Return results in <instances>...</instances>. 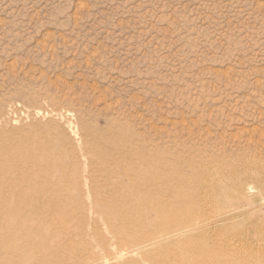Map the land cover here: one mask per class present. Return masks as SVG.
I'll list each match as a JSON object with an SVG mask.
<instances>
[{
	"label": "rangeland",
	"instance_id": "374dc122",
	"mask_svg": "<svg viewBox=\"0 0 264 264\" xmlns=\"http://www.w3.org/2000/svg\"><path fill=\"white\" fill-rule=\"evenodd\" d=\"M197 166L264 190V0H0V264H85L217 218L229 202L200 204ZM238 191L245 246L210 232L115 264L214 243L264 264V203Z\"/></svg>",
	"mask_w": 264,
	"mask_h": 264
},
{
	"label": "bare ground",
	"instance_id": "6f19581e",
	"mask_svg": "<svg viewBox=\"0 0 264 264\" xmlns=\"http://www.w3.org/2000/svg\"><path fill=\"white\" fill-rule=\"evenodd\" d=\"M193 170L198 175H201L202 177L205 178L202 183L196 184L194 182V184L192 185L194 188H197L203 194L202 197L199 199L200 204H203L202 200L204 201V203L207 204L208 199L210 200L209 194L211 192L220 193L223 197H225L227 199V201L229 202V207L231 209H227L229 207H225L222 209L220 206V203H218V204H214V203L207 204L208 207L210 206L212 208H214L216 206L215 209H217V213L219 214V215H216L217 218H213V219L210 218L209 220H207L208 215L212 214L211 212H209L211 214L207 215V213H206V215H205V216H207L205 219L206 221L203 222L202 221L203 219L201 220L200 218H197L194 216L192 217L191 213H188L184 216V219L187 220L184 222L181 221L180 223H176V224H168V223L165 224V222L162 221V229L163 230L165 229L164 232L162 231V232H157V233L153 232V234H145L146 235L145 239H142L140 236H137V235L134 236L133 238L131 237L132 238L131 241L133 242L134 245H132V247L130 249L120 251L119 253L117 252L118 254H116V255L108 254V252H106L107 247H106V245H105L106 243H105L103 246V249L102 250L99 249L100 251L98 250L102 254L101 258L87 262L85 264H108L109 261L111 263L115 264L116 262L121 261L122 260L121 256H124V255H126V256L129 255V257L132 259H134L137 256L140 257L143 255L145 257L149 258V257H152L151 255L154 251L159 253L163 249H165V245L168 246V242H171L172 245L173 244L181 245L183 242H184V244H187V241H190L193 238L207 237V236L211 237L212 233L210 234V232H213V236L219 235V237H220V235H221L223 237L224 235L227 236L229 230H232L230 233V236L233 237L234 240H237L239 245L242 244V246L243 245L245 246L246 243H245L244 238L249 233V230H250V228L248 226H249V222L251 221V217H250L251 213L246 211V209H245L246 207H244L242 209L239 208L238 203L240 201H244V200L248 201V200H247V197L241 198L240 196H238V193H239L238 190L250 189L251 191H253V192H251V194L253 195V198L257 201H260V203L261 202L264 203V190L261 191V190L255 189V187H253V184H254L253 179H258V178L251 176L249 174H248V177L244 178V175L246 174V172L245 171L242 172L241 170H238V169L234 168L233 166H232L231 170L229 168V172H227V176H225L224 172L221 170L212 171L209 168H206L205 166H200V167L197 166L196 168L194 167L192 169V171ZM240 176H243V177L240 178ZM260 181L264 182V176L260 177ZM225 184H231L232 189L231 190H229L230 188L226 189L224 187ZM248 199H250V198H248ZM242 204H243V202H242ZM237 211H239V212H237ZM207 212H208V210H207ZM189 218L190 219L194 218V219L192 221H188ZM40 221H41V219H40ZM240 221H241V224L239 225ZM260 231H261V229H258V231H256L255 235L259 236ZM115 233H117V231ZM111 235H112V233H111ZM116 235L118 236V234H116ZM126 235H128V233ZM129 235L131 236V234H129ZM129 235L127 236L128 238H130ZM145 235H143V236H145ZM258 236H256V237H258ZM123 241H124V239L121 241V243H123ZM127 242H128V240H127ZM123 246H126V245L123 244ZM128 246H130V244ZM110 248H111V246H110ZM121 248H122V246H121ZM213 248H214L215 252H217V254L212 255V256L201 255V256L196 257V258H192V257L186 258V256L184 255V250H181V252L179 254V257L181 260L180 263L181 264H196V262L198 260V262L200 264H206V262H212L213 260H217V261H219V263L220 262H226L227 264H262L261 262H251L248 259V253L244 254V252L243 253L240 252L239 249H232L228 246L226 247V246L221 245L219 243H214ZM43 250L45 251V249H43ZM48 250H47V252H48ZM93 251L95 252L94 249H93ZM93 251H92V253H93ZM254 252H255V250H254ZM43 253H45V252H43ZM55 255L56 254H52L51 257H53ZM58 255H60V254H58ZM81 255H82V253H81ZM47 257H49V256H47ZM70 257H71V255H70ZM70 257H67V258L71 259L72 257L71 258ZM87 257L88 256H86L84 258L87 259ZM76 258H77V256H76ZM78 259H80V257ZM125 259H126V257H125ZM65 260H67V259H65ZM73 260H74V258H73ZM57 261L60 262L59 258ZM74 261H76V260H74ZM78 261H81V260H78ZM65 262H67V261H65ZM70 262H71V260H70ZM70 262L68 261V263H70ZM81 263H82V261H81ZM43 264H46V263H43ZM120 264H121V262H120Z\"/></svg>",
	"mask_w": 264,
	"mask_h": 264
}]
</instances>
